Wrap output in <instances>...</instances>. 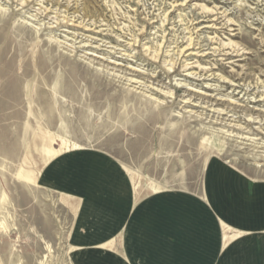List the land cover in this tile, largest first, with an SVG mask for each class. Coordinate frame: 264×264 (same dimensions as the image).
<instances>
[{
    "label": "rangeland",
    "instance_id": "rangeland-1",
    "mask_svg": "<svg viewBox=\"0 0 264 264\" xmlns=\"http://www.w3.org/2000/svg\"><path fill=\"white\" fill-rule=\"evenodd\" d=\"M211 167L264 185V0H0V264H78L75 185L131 213L105 251L197 231L150 264H212Z\"/></svg>",
    "mask_w": 264,
    "mask_h": 264
},
{
    "label": "crops",
    "instance_id": "crops-1",
    "mask_svg": "<svg viewBox=\"0 0 264 264\" xmlns=\"http://www.w3.org/2000/svg\"><path fill=\"white\" fill-rule=\"evenodd\" d=\"M215 168L211 167L208 171L205 191L206 202L210 205L213 213L209 235L207 234V239L210 238L212 247L215 244L214 251L216 253L212 264H264V185L247 181L234 174L228 176L229 173H222L223 175L220 174V177H216ZM83 182L88 184V181H84V179ZM86 188L82 185H75L73 190L69 191V193L81 197L83 207L80 215L85 222L88 220V227L86 224L85 231L76 235L79 238L75 240V247L81 250L78 254V264H150L154 260L152 257L156 251L166 252L174 248L185 251L188 245L199 244L203 246L209 241H205L203 233L200 238L197 231L195 240L191 241L192 238L189 240L186 230L183 233L177 230L179 233L175 232L173 242L170 239L168 240L161 232H158L159 229L153 228V232L148 231V235H145L148 237L147 239L139 236L137 237L138 241L135 240L132 243L130 238L125 242L124 247L120 249L121 251H105L107 249H104V246L107 241L128 223L125 217L131 215V213H125V207H121L111 216H108L106 212L103 214L108 221L98 219L97 215L99 214L97 212L104 210L102 205L105 204V201H99L102 194L91 191L89 185ZM133 191L135 203L146 197V195L143 196L141 192L137 191L134 186ZM67 203H69L68 205L71 206L72 210L76 211L77 205L75 202L68 198ZM150 208L151 205H146L147 210ZM136 214L133 213V216H136ZM100 215H102L101 212ZM92 220L99 221L90 223ZM175 224L177 225V223ZM172 225L173 221L167 223L165 219L160 221L158 227H163L165 232L168 231L169 234L166 235L169 236L173 229ZM131 226L132 224L128 223L127 228ZM222 226L224 229L226 228L236 234L230 241L225 242L226 235L223 236L222 234L221 236ZM141 231L140 229V234ZM256 235L261 239L258 240ZM170 236L172 237V235ZM241 236H250L251 239H244ZM112 243L111 241L107 245L111 246ZM161 247H164V250Z\"/></svg>",
    "mask_w": 264,
    "mask_h": 264
},
{
    "label": "bare ground",
    "instance_id": "bare-ground-1",
    "mask_svg": "<svg viewBox=\"0 0 264 264\" xmlns=\"http://www.w3.org/2000/svg\"><path fill=\"white\" fill-rule=\"evenodd\" d=\"M208 11V10H207ZM38 16V17H37ZM44 17V19L47 17V15L45 14V16H43V12L41 13V14H37V15H35L34 17H36V18H40V17ZM163 22V21H162ZM52 39V38H51ZM189 43L187 44V47H190V46H192L193 45V40L191 39V37L189 38ZM61 43V42H60ZM225 47V46H224ZM228 47V46H227ZM185 49V48H184ZM180 53H183V50H181V52ZM102 59V58H101ZM91 62L92 63H98V64H101V65H104V63H103V60H97L96 58H92L91 59ZM118 62V61H117ZM111 63V62H110ZM110 63L108 62L107 63V67H109L108 65H110ZM112 65V64H111ZM185 67H187V66H185ZM116 69V66H114L113 67V69L112 70H115ZM187 69V68H186ZM130 81H132V79H130ZM133 82V81H132ZM136 83V82H135ZM2 88V87H1ZM212 106H213V104H211V106H210V108H212ZM228 137H230L229 135H228ZM203 141V140H202ZM61 146L59 147V148H57V149H55V148H52L51 146L50 147H48L47 149H45V154H46V160H45V162H44V165H43V167L49 162V161H51L53 158H55L57 155H59L60 153H61V149L62 148H64V150H66L67 151V149L69 148V145H67V144H60ZM72 148L74 149V148H77L76 146H72ZM62 152H64V151H62ZM42 167V168H43ZM38 174H39V172H37V173H20L19 174V176H20V178H22V179H24V180H26L27 182H33L34 180V178H35V176H38ZM133 186H134V188H140V185L136 182V181H133ZM139 191V190H138Z\"/></svg>",
    "mask_w": 264,
    "mask_h": 264
}]
</instances>
